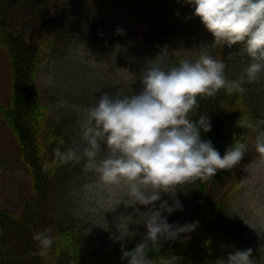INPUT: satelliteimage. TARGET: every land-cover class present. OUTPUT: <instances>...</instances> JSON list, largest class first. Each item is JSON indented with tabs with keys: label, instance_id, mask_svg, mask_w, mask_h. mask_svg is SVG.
<instances>
[{
	"label": "trees",
	"instance_id": "16d2710c",
	"mask_svg": "<svg viewBox=\"0 0 264 264\" xmlns=\"http://www.w3.org/2000/svg\"><path fill=\"white\" fill-rule=\"evenodd\" d=\"M94 8L124 16L137 37L129 32L113 35ZM203 42L207 43V54L225 63L226 78L236 79L235 70H244L241 60L234 61L227 55L231 51L228 45L213 46L214 37L195 16L194 6L185 0H0V51L8 83L7 100L0 98V119L15 139L19 159L29 176V189L19 207L0 209V264H127L120 258V243L103 247L90 241L75 221L62 217V202L72 197L73 189L69 180L59 183L66 164L55 162L54 149L60 146L66 150L80 142L73 130L79 115L59 107L63 113L57 116L37 83L41 65L71 49V55L83 67L86 48H101L111 67L94 80L117 77L120 65L124 94L131 95V81L139 69L137 57L153 56L167 47L171 62L185 56L195 60L203 52ZM233 46L243 48L242 44ZM62 63H66L67 71L75 68L69 58ZM133 82L138 85V78ZM243 86V94H226L221 89L214 97L198 98L199 110L191 114L195 120L207 113L211 130H201V139L211 140L221 157L236 141L247 146L256 134L247 123L264 119V84L256 92L248 83ZM55 100L52 96V104ZM61 137L64 144L58 145ZM238 165L219 170L206 182L191 183L194 202L189 223L198 221V226L171 241L167 249L162 243L150 245L148 258L153 264H219L237 249H252L246 225L226 217L233 195L242 187ZM48 228L53 244L47 256L41 257L32 237ZM137 243H128L126 250ZM252 260L253 264H263L257 261L253 249Z\"/></svg>",
	"mask_w": 264,
	"mask_h": 264
},
{
	"label": "clouds",
	"instance_id": "9594fccd",
	"mask_svg": "<svg viewBox=\"0 0 264 264\" xmlns=\"http://www.w3.org/2000/svg\"><path fill=\"white\" fill-rule=\"evenodd\" d=\"M185 2L194 6L195 16L214 37L213 46L243 45L242 52L250 62L242 74L236 79L226 78L223 60L213 59L206 52L195 60L185 56L171 62L165 47L140 71L138 93L104 91L91 106L77 107L82 116L76 132L80 142L66 150L60 146L54 149L55 162L86 159L85 168L97 174L98 186L122 188L132 205L147 209L145 233L134 248L126 250L130 224L124 221L129 216L119 219L116 233L109 236L120 243V258L127 264H153L148 258L150 245L174 241L198 226V221L182 226L167 222L168 215L183 210L180 201L169 193L186 183L206 182L219 170H231L245 156L246 146L239 141L221 157L211 140L201 139V130L209 132L211 123L207 113L191 118L199 110L198 98L214 97L221 89L226 94H243V85L255 82L264 72V0ZM247 127L256 130L255 151L259 165L264 166V119L247 123ZM63 144L61 137L58 145ZM102 151L107 155L98 160ZM162 194L172 198L171 205L162 200ZM50 232L48 228L33 234L41 257L47 256L53 244ZM219 264H253L252 249H237Z\"/></svg>",
	"mask_w": 264,
	"mask_h": 264
},
{
	"label": "rangeland",
	"instance_id": "374dc122",
	"mask_svg": "<svg viewBox=\"0 0 264 264\" xmlns=\"http://www.w3.org/2000/svg\"><path fill=\"white\" fill-rule=\"evenodd\" d=\"M102 18L103 22L112 29L113 35H119L121 32H129L134 37H137V31H134L128 26L125 17L121 14L108 11H100L94 8ZM119 30V31H118ZM119 42H117V46ZM207 43H202L201 51L207 52ZM96 47V46H94ZM86 48V47H85ZM239 48V49H238ZM231 50L227 55L235 61L241 60L243 67L250 62V58L243 54L242 46H231L227 48ZM85 59V66H79V60L74 59L71 55V49L67 54L59 58L49 59L45 61L39 70L37 77L38 86L45 97L51 103V107L57 110V116L63 112L58 111L59 107L64 108L68 112L74 111L78 113V118L75 121L73 130L75 133L79 131L77 122L82 118L77 107L86 108L96 102L99 96L104 92H112L119 95L124 94L125 85L121 82L123 79V70L119 65L116 69L118 76L110 79L94 80L100 77L99 73L106 72L111 67V62L108 61L107 55L103 49L88 50ZM158 53L153 56L145 55L137 57L139 69L136 75L133 76V81H139L140 71L145 67L150 59L155 58ZM68 58L75 65V68H70L67 71L66 63ZM248 59V61H246ZM74 60V61H73ZM240 68V67H239ZM88 69V70H87ZM132 69L128 70L131 72ZM243 70L236 69V78L242 74ZM103 74V73H102ZM132 79V77H131ZM130 81V80H129ZM131 81L134 88V93L141 90L140 82ZM261 82V83H260ZM247 82L245 83V85ZM253 92L257 91V87L264 84V72L259 78L248 83ZM261 84V85H260ZM137 87V90L135 87ZM69 93V103L65 95ZM56 100L52 104L51 98ZM0 98L6 101L8 98V83H7V67L4 56L0 51ZM255 136L249 141L246 146L244 158L239 163V176L242 181V187L237 191L229 204V209L226 217L237 218L247 227V237L250 246L253 249L255 258L258 262L264 264V166L258 163V154L255 151ZM72 146V145H71ZM256 152V153H255ZM107 155L102 151L97 159H103ZM247 157V158H246ZM245 159V160H244ZM244 160V161H243ZM86 159H81L79 162H70L62 171L59 183L70 182L73 189L72 197L63 200L62 202V217L69 222L75 221L82 227L85 236L92 242H98L103 247H114L119 242H113L109 239L111 234L116 233L115 225L119 219L124 217L130 218L125 223L130 224L126 232V241L128 243L140 242L145 233L144 222L147 219L144 206H134L123 192L122 188L109 189L98 186L97 174L85 168ZM75 172L74 174L71 172ZM29 189L28 173L19 159L18 146L12 134L0 119V209L8 208L15 210L19 207L22 198ZM191 183L178 186L174 192L169 193L170 196L178 199L182 205V211H174L167 216V222L182 226L189 223L190 209L194 202V192ZM176 193V194H175ZM168 194H162V200H167L172 204V198ZM159 204V202H156ZM223 219V218H221ZM171 241L161 240L160 244L167 249Z\"/></svg>",
	"mask_w": 264,
	"mask_h": 264
}]
</instances>
